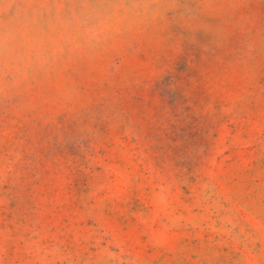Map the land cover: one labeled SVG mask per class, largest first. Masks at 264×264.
Wrapping results in <instances>:
<instances>
[{
    "label": "rangeland",
    "instance_id": "374dc122",
    "mask_svg": "<svg viewBox=\"0 0 264 264\" xmlns=\"http://www.w3.org/2000/svg\"><path fill=\"white\" fill-rule=\"evenodd\" d=\"M0 264H264V0H0Z\"/></svg>",
    "mask_w": 264,
    "mask_h": 264
}]
</instances>
